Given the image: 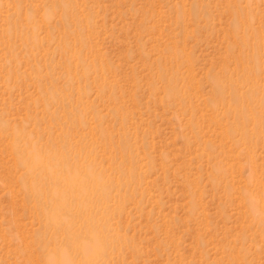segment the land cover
Returning <instances> with one entry per match:
<instances>
[{
    "label": "rangeland",
    "instance_id": "1",
    "mask_svg": "<svg viewBox=\"0 0 264 264\" xmlns=\"http://www.w3.org/2000/svg\"><path fill=\"white\" fill-rule=\"evenodd\" d=\"M0 264H264V0H0Z\"/></svg>",
    "mask_w": 264,
    "mask_h": 264
}]
</instances>
